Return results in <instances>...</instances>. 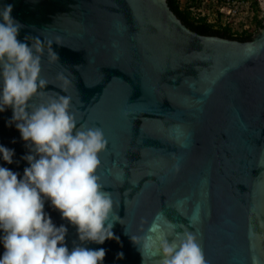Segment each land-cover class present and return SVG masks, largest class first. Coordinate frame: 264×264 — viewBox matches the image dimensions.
<instances>
[{"label": "water", "instance_id": "obj_1", "mask_svg": "<svg viewBox=\"0 0 264 264\" xmlns=\"http://www.w3.org/2000/svg\"><path fill=\"white\" fill-rule=\"evenodd\" d=\"M8 4L17 38L42 49L47 84L29 103L69 96L77 121L107 140L97 174L119 239L81 242L45 199L69 250L158 264L162 253L141 245L171 221L196 234L207 264H264V25L238 40L190 29L167 0H0ZM12 116L0 112V145L14 150L11 164L0 153V167L22 179L32 152Z\"/></svg>", "mask_w": 264, "mask_h": 264}, {"label": "clouds", "instance_id": "obj_2", "mask_svg": "<svg viewBox=\"0 0 264 264\" xmlns=\"http://www.w3.org/2000/svg\"><path fill=\"white\" fill-rule=\"evenodd\" d=\"M213 6L220 23L235 19H223ZM196 11L205 15L200 8ZM11 13V4L0 8V112L6 106L13 109L12 120L32 154L23 157L30 167L24 169L22 179L19 173L0 167V229L5 248L0 264H103L104 248L77 245L69 250L67 227L55 226L44 212V201L50 199L62 218L76 226L81 242L119 239L108 222L114 213L112 195L97 174L99 154L107 145L103 129L80 124L69 96L57 94L40 104L29 103L47 84L40 76L42 49L17 38L22 25ZM0 153L4 161L13 163L14 150L0 145ZM179 167L177 163L174 170ZM167 225V232L157 225V234L144 238L142 252L155 248L162 253L158 264H207L194 232L182 225L184 230L178 232L171 221ZM132 240L137 243V238ZM117 258L123 259V253H117Z\"/></svg>", "mask_w": 264, "mask_h": 264}, {"label": "trees", "instance_id": "obj_3", "mask_svg": "<svg viewBox=\"0 0 264 264\" xmlns=\"http://www.w3.org/2000/svg\"><path fill=\"white\" fill-rule=\"evenodd\" d=\"M253 2L256 3L255 1ZM167 3L183 24L201 34H216L228 38L246 40L250 39L264 25V15L259 18V8H255L252 16V21L255 25L254 32H236L228 24H221L218 22L219 20H209L206 15H201L200 12L196 11V8L201 5V0H185L184 3L180 0H167Z\"/></svg>", "mask_w": 264, "mask_h": 264}, {"label": "rangeland", "instance_id": "obj_4", "mask_svg": "<svg viewBox=\"0 0 264 264\" xmlns=\"http://www.w3.org/2000/svg\"><path fill=\"white\" fill-rule=\"evenodd\" d=\"M184 3L185 0H180ZM245 4L241 7L242 11L239 15L235 16L233 21H230L228 26L236 32L246 31L254 32L255 25L252 21L253 13L255 8H259V18H262L263 14L261 10H264V0H244ZM255 1L256 3H254ZM215 4V3H213ZM211 3L204 4L200 7L201 11L207 16V19L216 21L214 6ZM219 22V21H218ZM222 24V23H221Z\"/></svg>", "mask_w": 264, "mask_h": 264}, {"label": "built area", "instance_id": "obj_5", "mask_svg": "<svg viewBox=\"0 0 264 264\" xmlns=\"http://www.w3.org/2000/svg\"><path fill=\"white\" fill-rule=\"evenodd\" d=\"M207 2H214L220 16L228 21L230 20V17L240 14L242 11L241 7L245 4L244 0H201L200 6H203ZM201 13L203 14V12Z\"/></svg>", "mask_w": 264, "mask_h": 264}]
</instances>
